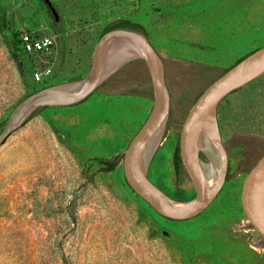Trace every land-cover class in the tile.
Segmentation results:
<instances>
[{
    "label": "rangeland",
    "instance_id": "rangeland-1",
    "mask_svg": "<svg viewBox=\"0 0 264 264\" xmlns=\"http://www.w3.org/2000/svg\"><path fill=\"white\" fill-rule=\"evenodd\" d=\"M120 20L142 26L171 94L148 175L190 200L194 184L176 159L183 122L217 77L264 46V0H0V133L25 97L85 77L104 30ZM23 32L56 43L27 55L16 48ZM132 62L81 103L39 108L0 146V264H264L242 203L264 155V75L219 105L222 190L200 215L173 220L126 184L123 157L106 170L154 105L145 63ZM45 66L52 76L34 83L33 69Z\"/></svg>",
    "mask_w": 264,
    "mask_h": 264
},
{
    "label": "water",
    "instance_id": "water-1",
    "mask_svg": "<svg viewBox=\"0 0 264 264\" xmlns=\"http://www.w3.org/2000/svg\"><path fill=\"white\" fill-rule=\"evenodd\" d=\"M134 60L143 61L147 67L154 105L123 152L125 179L130 188L162 216L173 220L196 217L215 200L227 180L229 162L217 120L219 105L230 94L264 75V46L217 77L185 117L180 155L196 191L190 200L172 198L148 175V166L169 118L171 94L160 54L146 33L136 29L114 28L105 32L98 40L90 70L82 79L45 88L21 100L0 133V146L39 108L83 102L115 72ZM242 203L250 224L264 237V155L244 179Z\"/></svg>",
    "mask_w": 264,
    "mask_h": 264
},
{
    "label": "built area",
    "instance_id": "built-area-1",
    "mask_svg": "<svg viewBox=\"0 0 264 264\" xmlns=\"http://www.w3.org/2000/svg\"><path fill=\"white\" fill-rule=\"evenodd\" d=\"M56 43V39L52 36H34L32 32H23L20 35L19 43L16 48L20 52H24L27 55L35 53L48 52ZM53 73L51 66H45L42 68H35L32 71V79L36 84L44 83L45 80L50 78ZM260 240L264 241V237L260 234Z\"/></svg>",
    "mask_w": 264,
    "mask_h": 264
},
{
    "label": "trees",
    "instance_id": "trees-1",
    "mask_svg": "<svg viewBox=\"0 0 264 264\" xmlns=\"http://www.w3.org/2000/svg\"><path fill=\"white\" fill-rule=\"evenodd\" d=\"M114 28H130V29H137V28H140V29L143 30L142 26H140V25H138V24H134V23H132V22H130V21H128V20H120V21H117L116 23H114V24L108 26V27L104 30L103 34H104L105 32H107V31L111 30V29H114ZM103 34H102V35H103ZM240 60H241V59H240ZM240 60H239V61H240ZM84 101H85V100H84ZM122 157H123V154L117 156L114 160L109 161L106 170H107V171H112V170H114V169L117 167V165L119 164V162H120V160H121ZM180 158H181V157H180L179 155L176 157L177 160H179ZM125 180H126V179H125ZM126 184L129 186V184H128L127 181H126ZM129 187H130V186H129Z\"/></svg>",
    "mask_w": 264,
    "mask_h": 264
},
{
    "label": "flooded vegetation",
    "instance_id": "flooded-vegetation-1",
    "mask_svg": "<svg viewBox=\"0 0 264 264\" xmlns=\"http://www.w3.org/2000/svg\"><path fill=\"white\" fill-rule=\"evenodd\" d=\"M136 30H138V31H140V32H143V33H145L142 29H140V28H137ZM130 63H133V62H130ZM128 65V64H127ZM127 65H125L124 67H122L121 69H119L117 72H115V74L113 75V76H111L107 81L109 82V81H112V78H117L118 77V75L117 74H120V75H122V74H125V71H126V69H127ZM117 75V76H116ZM106 81V82H107Z\"/></svg>",
    "mask_w": 264,
    "mask_h": 264
},
{
    "label": "bare ground",
    "instance_id": "bare-ground-1",
    "mask_svg": "<svg viewBox=\"0 0 264 264\" xmlns=\"http://www.w3.org/2000/svg\"><path fill=\"white\" fill-rule=\"evenodd\" d=\"M210 176H211V178H213V176H214V175L211 173V175H210Z\"/></svg>",
    "mask_w": 264,
    "mask_h": 264
}]
</instances>
